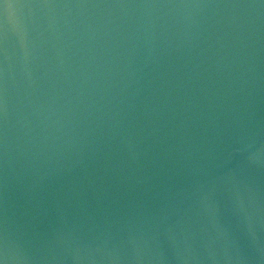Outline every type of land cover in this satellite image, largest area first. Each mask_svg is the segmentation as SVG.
I'll list each match as a JSON object with an SVG mask.
<instances>
[{"label":"water","instance_id":"95a60500","mask_svg":"<svg viewBox=\"0 0 264 264\" xmlns=\"http://www.w3.org/2000/svg\"><path fill=\"white\" fill-rule=\"evenodd\" d=\"M0 264H264V0H0Z\"/></svg>","mask_w":264,"mask_h":264}]
</instances>
